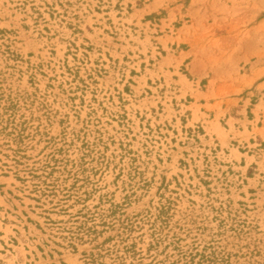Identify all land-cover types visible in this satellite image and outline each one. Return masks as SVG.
Here are the masks:
<instances>
[{
  "label": "rangeland",
  "instance_id": "1",
  "mask_svg": "<svg viewBox=\"0 0 264 264\" xmlns=\"http://www.w3.org/2000/svg\"><path fill=\"white\" fill-rule=\"evenodd\" d=\"M0 264H264V0H0Z\"/></svg>",
  "mask_w": 264,
  "mask_h": 264
}]
</instances>
